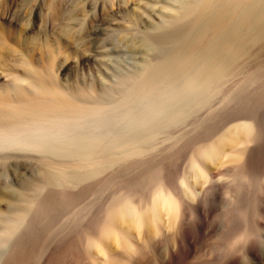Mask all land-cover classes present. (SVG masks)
<instances>
[{
    "label": "bare ground",
    "instance_id": "1",
    "mask_svg": "<svg viewBox=\"0 0 264 264\" xmlns=\"http://www.w3.org/2000/svg\"><path fill=\"white\" fill-rule=\"evenodd\" d=\"M178 1L75 0L59 38L114 69L97 83L64 82L52 42L9 44L0 25V168L20 170L0 193V264H177L183 239L192 264H264V0ZM112 35L149 50L138 70L110 62Z\"/></svg>",
    "mask_w": 264,
    "mask_h": 264
},
{
    "label": "rangeland",
    "instance_id": "2",
    "mask_svg": "<svg viewBox=\"0 0 264 264\" xmlns=\"http://www.w3.org/2000/svg\"><path fill=\"white\" fill-rule=\"evenodd\" d=\"M48 1L49 0H44V1L42 0V2L40 4L41 7H40V9H38L39 11H37L38 12V14H37V13H33V11H31V9H32L31 5H33L32 2H30V3L27 2L28 5L27 4L25 5L24 3H26V2L23 1V4L21 5L22 1H20V0H0V25L2 27L7 28L8 35L6 37V40H7V43H9V44L11 43L13 45H17V42L20 41L22 43L24 42L25 45L28 46L29 45V42H28L29 37H30V39H31V37L37 39L36 41H38L40 43L41 42H43V43L49 42V41L52 42L54 51L51 55L52 56L51 59L53 61V67H54L56 73H58V76L64 82L77 80L78 82H81L84 84L85 83L86 84L97 83L101 79V77H105V78L108 77L107 78L108 80H112V77H113L112 72L114 71V69L112 70V68H111V67H113L112 64H114V66H115V64H118L119 68H121L120 71H123V73H130V72H133L134 70H138L139 67H141V63H143L144 58L149 55L148 54V53H150L149 50H147V49L144 50L142 48V46L139 45L140 42L136 38L134 40H131L128 37H119L118 35L109 36L104 41L106 44L103 47H104V50L107 49V50H105V52L107 51L108 52L107 54L110 55V56L108 55V58L111 57V59L109 58V60L112 64H109V62H108L109 60L107 59V63L111 69L106 67L105 68L106 71H105L96 62L89 60V59L87 60L85 57L82 56L83 50H86V49L90 50V48H91L90 44L85 43V45H84L85 47L83 46L81 49L80 48L77 49L75 46L73 47V45L70 44L69 42H66L64 40H60L61 38H59V33L61 32V30L59 28H62L61 26L64 24V22H66V20H67L66 18L73 11L72 9L74 8L75 0H58L59 6H60L59 8L62 12L63 17L59 22H55L53 24L51 23V25L46 24L48 22H46L47 15L45 14V12L47 9L46 4ZM161 3H169L171 5L177 6L179 4V1L178 0H162ZM16 4H18V6L20 5L19 8L22 10L21 11L22 15L20 17L21 18L20 21L18 20L16 22H14L13 20H9L6 17V10L9 7H15ZM26 6L27 7L29 6L30 10H28L29 7L27 8ZM151 11L152 10L146 12L148 14L141 13L142 19H139L140 21L137 24V30L139 32L149 31L152 29V26L154 24L160 23L161 21H163L164 17L162 16V14L158 10L155 9L152 12ZM41 13H43V14H41ZM91 17H93V18L97 17V11L96 10H93L92 15L90 14L89 17L84 18L83 20L81 19L82 21L80 20L81 23L76 26V28L80 29V30H77V32L81 33L79 35L86 36L87 34H89V32H90L89 27H90V24L92 21ZM27 19H28V21H27ZM64 19H65V21H64ZM29 21H30V25H29ZM33 23H35L36 26ZM23 24H24V26H23ZM60 24H61V26H59ZM39 25H40V27H39ZM35 35H36V37H35ZM112 38H113V40H112ZM102 44H103V42H102ZM102 44H101V46H102ZM137 44H138V47H136ZM134 46L136 48H134ZM40 52L41 51L36 50L35 54H34V58L35 59L37 58L36 60H38V61L42 60L40 58ZM36 63H38V62L36 61ZM107 69H109V72H107ZM164 143L166 145L168 144L167 141L163 142V146H165ZM163 146L161 144V147H163ZM187 153H188L187 149H181V151H180L179 160H178L179 165L178 166L181 168L187 162ZM13 168L14 167L13 166L11 167L10 164L5 165L4 169L0 168V193L5 191L4 190L5 187L12 188L14 186H17V182L19 181V178H20V173H19L20 170H16ZM224 197L225 196L223 194V198ZM223 211H224V207L220 203L219 207L217 206V209H215V211L212 213L211 217H212V219H214V223L216 226H218V224L220 223V220H222V219H220V217L222 216ZM213 234H212L211 239L213 238V236H215ZM165 237H166V235L165 236L162 235L161 238L165 239ZM163 239H162V242L159 244L160 247L158 250H162L163 245L165 244V241ZM187 248H188V243L186 242L185 239H183V251H181V253L179 255V259L177 260V262H178L177 264H192L194 261L198 260L199 253H197V254L194 252L186 253L185 250H187ZM72 251L71 252L69 251L70 254L73 253ZM142 264H151V263L148 262L147 259H144V261H142Z\"/></svg>",
    "mask_w": 264,
    "mask_h": 264
},
{
    "label": "clouds",
    "instance_id": "3",
    "mask_svg": "<svg viewBox=\"0 0 264 264\" xmlns=\"http://www.w3.org/2000/svg\"><path fill=\"white\" fill-rule=\"evenodd\" d=\"M221 179H223V178H221ZM205 180L207 182V178L206 177H205ZM174 213H175V216L177 218H179V215H180V206H179V204H175L174 205ZM243 241H244V237L240 236V237H237L236 241H234V244L235 243H242Z\"/></svg>",
    "mask_w": 264,
    "mask_h": 264
}]
</instances>
